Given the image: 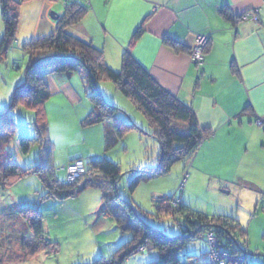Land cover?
<instances>
[{
  "label": "rangeland",
  "instance_id": "rangeland-1",
  "mask_svg": "<svg viewBox=\"0 0 264 264\" xmlns=\"http://www.w3.org/2000/svg\"><path fill=\"white\" fill-rule=\"evenodd\" d=\"M43 2L49 6L46 15L40 11ZM65 2H21L15 39L6 57L0 59V112L9 107L14 89L23 83L28 58L23 43L37 38L34 32L38 25L44 26L51 21L55 27L56 20L51 19L50 13L62 15ZM240 19L243 20L242 14ZM3 31L0 11V39ZM113 68L117 70V67ZM72 75L80 101L73 105L67 98L50 93L43 105L47 129L41 139L32 141L26 154L20 150L19 139L38 136L33 125L35 113L23 102L16 103L11 109L16 129L8 141L0 142L1 167L8 162L21 168L43 167L53 170L55 178L66 182L65 168L69 159L81 157L86 163L94 158L91 157L93 154H101L99 159L107 158L120 168L121 176L115 185L119 199L128 203L147 226L161 230L169 237L180 235L182 227L166 211L168 202L161 201L166 198L178 205L175 200L180 199L202 213L234 217L245 230L246 244L240 243L245 254L244 264H264L263 138H255L247 146L241 140L236 141L235 146L227 147L226 151L223 147L205 149L196 156L197 150L190 159L174 162L168 172L152 175L157 166L159 144L149 134L144 114L113 82L105 78L99 80L97 88L102 98L119 108L117 117L138 126L109 145L113 135L104 134L100 125L81 124L94 103L89 99L85 79L79 73ZM49 173L45 172V175L49 176ZM132 181L138 183L130 191ZM102 184L101 188H85L63 202L47 196L48 189L36 173L22 176L12 186L0 187V264H85L95 257H106L117 251L132 238V231L124 230V227L135 222L125 205L113 198L114 192L107 183ZM102 195L107 200L108 210L94 223L92 212L96 211ZM22 207L37 208L42 213L44 231L57 248L55 254L40 252L31 258L22 257L21 239L29 233L19 213ZM145 245L144 251L128 256L122 264H148L156 260L158 251L150 242ZM208 251V243L194 237L179 251V257L183 264H207Z\"/></svg>",
  "mask_w": 264,
  "mask_h": 264
},
{
  "label": "trees",
  "instance_id": "trees-1",
  "mask_svg": "<svg viewBox=\"0 0 264 264\" xmlns=\"http://www.w3.org/2000/svg\"><path fill=\"white\" fill-rule=\"evenodd\" d=\"M24 0H0L1 19L4 31L0 39V59L6 57L7 51L15 39L18 22L19 7ZM66 7L62 15H57L53 31L46 36L32 38L23 43V50L27 55V65L23 74V83L18 85L11 98L8 108L0 112V142L8 141L15 133V123L11 109L18 102H23L27 108L35 113L34 128L38 131L37 137L22 136L19 139V147L26 154L32 141L41 139L45 133L46 115L44 101L50 96L45 77L50 74H64L70 76L79 73L88 86V96L93 107L83 117L81 124L94 125L103 122H111L112 129L107 135L112 136L109 145L116 139H121L129 129H138L132 122H123L117 117L119 108L102 98L97 82L102 78L110 80L116 88L135 107L140 110L147 121L148 132L159 144L157 166L151 172L152 175L168 172L172 164L179 160L190 159L198 150L200 144L206 139L210 130L200 126L191 107L170 94L157 84L132 56L130 48H126L121 56L119 70H114L105 61L101 48H97L90 41L83 40L72 35L69 28L77 24L87 11V6L77 0H65ZM221 15L227 20H234L225 7L220 10ZM240 18V16H239ZM142 32L138 27L133 35V40ZM164 44L175 52H188L190 47L170 39L164 38ZM206 44L204 52L207 49ZM264 129V127H263ZM85 173L68 183L60 181L53 176L54 171L44 170L43 167L21 168L14 162H8L0 166V187H9L15 184L22 176L28 173H36L39 179L48 189L47 196L60 202L74 197L80 191L88 187H102L106 182L109 189L114 192L113 198L120 200L116 191V181L121 176L118 165L107 158L90 159L85 163ZM49 173V176L45 175ZM137 181L129 184L130 191L137 186ZM107 200L101 196L100 210L107 212ZM129 215L134 219V224L127 225L124 230L132 231V238L123 243L120 248L109 256L95 257L85 264H122L130 255L144 251L139 247L150 242L158 251V258L148 264H183L179 257V251L194 237L206 240V235L211 233L218 240V247L232 255L242 253L241 244L245 243V230L234 218L227 215H208L183 204L177 199L178 205L163 198L162 202H168L166 211L172 214L182 227L181 234L169 237L161 230L147 226L134 209L122 199ZM175 205V206H174ZM19 213L28 230V234L21 239L20 249L23 258H31L40 252H57L56 245L49 240L43 228V215L37 208L22 207ZM245 256V255H244ZM196 262V261H195Z\"/></svg>",
  "mask_w": 264,
  "mask_h": 264
},
{
  "label": "crops",
  "instance_id": "crops-1",
  "mask_svg": "<svg viewBox=\"0 0 264 264\" xmlns=\"http://www.w3.org/2000/svg\"><path fill=\"white\" fill-rule=\"evenodd\" d=\"M77 1L87 6V11L69 28L72 35L101 48L106 63L117 70L123 51L129 47L154 81L190 106L198 124L210 130L196 156L205 149L223 147L226 151L239 140L247 146L255 138L264 139V0ZM223 7L234 20L221 15ZM48 9L43 2L42 15ZM249 11H256L258 18H239ZM140 26L142 32L133 40ZM53 29L52 22L47 21L36 27L34 37ZM199 35L208 37L202 63L193 62L188 52H175L163 42L170 38L192 47ZM45 82L51 94L67 98L73 105L80 101L73 75L50 74ZM97 125L104 134L111 132L110 123ZM91 157L99 159L101 154ZM77 158L81 157L68 163ZM100 201L92 212L94 223L105 214Z\"/></svg>",
  "mask_w": 264,
  "mask_h": 264
},
{
  "label": "built area",
  "instance_id": "built-area-1",
  "mask_svg": "<svg viewBox=\"0 0 264 264\" xmlns=\"http://www.w3.org/2000/svg\"><path fill=\"white\" fill-rule=\"evenodd\" d=\"M255 11H249L242 14L243 20H256L258 17ZM208 37L206 35H199L193 48L190 49L189 55L193 62L201 63L204 57V47L208 43ZM85 163L83 159L77 158L66 165V179L67 181H73L76 177L82 175L85 172ZM209 245V251L207 253L209 264H244L245 254L240 253L237 255H232L226 250L220 249L218 247V240L211 234L206 235L205 240ZM146 245L139 247V250H144ZM196 263V262H194Z\"/></svg>",
  "mask_w": 264,
  "mask_h": 264
},
{
  "label": "water",
  "instance_id": "water-1",
  "mask_svg": "<svg viewBox=\"0 0 264 264\" xmlns=\"http://www.w3.org/2000/svg\"><path fill=\"white\" fill-rule=\"evenodd\" d=\"M51 19L56 20L57 19V15L50 13Z\"/></svg>",
  "mask_w": 264,
  "mask_h": 264
}]
</instances>
